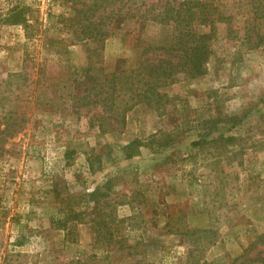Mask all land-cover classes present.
<instances>
[{"label": "rangeland", "instance_id": "374dc122", "mask_svg": "<svg viewBox=\"0 0 264 264\" xmlns=\"http://www.w3.org/2000/svg\"><path fill=\"white\" fill-rule=\"evenodd\" d=\"M111 1L113 34L79 41L65 24L92 0H0V264H184L192 247L232 264L264 233V46L243 49L220 23L205 75L103 132L99 105L78 98L118 61L137 68L145 48L169 45L173 26L153 17L179 4ZM211 1L241 36L254 0ZM14 8L28 27L10 24ZM102 222L116 243L97 238ZM198 229L210 233L179 235Z\"/></svg>", "mask_w": 264, "mask_h": 264}, {"label": "trees", "instance_id": "16d2710c", "mask_svg": "<svg viewBox=\"0 0 264 264\" xmlns=\"http://www.w3.org/2000/svg\"><path fill=\"white\" fill-rule=\"evenodd\" d=\"M114 4L111 0H92L90 5L84 6L76 12L75 20L70 21L66 27L76 29L78 40L99 39L105 41L113 34L112 25L117 23L121 16L115 9L108 11ZM86 7V8H85ZM251 23L238 31L231 27V17L221 14L214 2L209 0H179L175 8L170 3L163 7L162 12L153 17L162 25H172L174 34L172 41L167 46L147 47L143 51L142 59L137 68L123 66L119 69V62L114 70L105 73L103 83H92L86 88L82 97L78 98V107H96L102 111L99 117V128L103 132L108 129L115 130L113 124L107 120H113L114 124H126V114L135 105L144 103L149 109L161 110L170 102L168 94L164 90L181 81L193 80L201 77L207 72V65L214 56V44L218 39V25L226 23L228 25V37L240 42V46L252 51L264 46V0L252 1ZM11 25H27V19L20 15L18 8L11 11ZM70 20V19H69ZM199 28H208L209 32L204 33ZM106 115V116H104ZM6 133L10 135L18 126V122L11 112L6 114ZM13 135V134H12ZM6 139L0 138V151ZM138 143L132 142L125 149L130 150ZM70 156V155H68ZM135 155L128 154L131 159ZM98 189L94 190L92 197ZM97 207V206H96ZM62 224V225H61ZM60 228L65 230L66 225L61 222ZM102 229L106 230V238L98 232L97 238L104 240L107 245L116 243L111 228L102 222ZM101 228V227H100ZM210 230H188L185 233H178L185 241L190 237H199V234L207 235ZM101 238V239H100ZM120 243V242H118ZM21 243L20 245H22ZM264 245V233L256 237V240L244 250L243 255L235 258L232 264H264V254L259 252L255 257H250V253L257 250L258 246ZM202 250L199 247L191 248L184 261V264H213L200 256Z\"/></svg>", "mask_w": 264, "mask_h": 264}]
</instances>
